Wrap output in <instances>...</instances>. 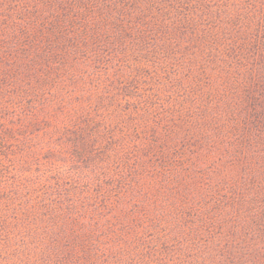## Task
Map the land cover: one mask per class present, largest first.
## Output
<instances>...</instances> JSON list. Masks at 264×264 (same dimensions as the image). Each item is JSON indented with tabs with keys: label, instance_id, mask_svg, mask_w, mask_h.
Listing matches in <instances>:
<instances>
[{
	"label": "trees",
	"instance_id": "trees-1",
	"mask_svg": "<svg viewBox=\"0 0 264 264\" xmlns=\"http://www.w3.org/2000/svg\"><path fill=\"white\" fill-rule=\"evenodd\" d=\"M0 104V264H264V0H0Z\"/></svg>",
	"mask_w": 264,
	"mask_h": 264
},
{
	"label": "rangeland",
	"instance_id": "rangeland-1",
	"mask_svg": "<svg viewBox=\"0 0 264 264\" xmlns=\"http://www.w3.org/2000/svg\"><path fill=\"white\" fill-rule=\"evenodd\" d=\"M6 103H8V101L6 102ZM2 104H0V112L2 111V110H4V109H10L8 112H10V111H14V114H19V112H20V108L18 107V106H16V105H14V106H12V105H10L9 107H7V106H5V108H4V106H2ZM7 107V108H6ZM107 110V111H106ZM115 111V109H101V110H99L98 109V111H99V113L97 112V118L101 121V123L104 125V124H109V122H110V124H112V125H115V121H113L110 117H113L114 115H116V114H114V111ZM119 110V109H118ZM139 110H143V109H139ZM111 111H112V113H111ZM4 112V111H3ZM105 113H107V114H105ZM1 114V113H0ZM12 113H10V115H11ZM69 115V114H68ZM67 115V116H68ZM47 117H48V119H49V122H47L46 123V125L45 126H47V127H50V125H67V119L66 120H63L62 121V119L61 118H59L57 115H50V116H48L47 115ZM106 117H107V119L109 120H107L106 119ZM0 123H1V126H5V125H9V121H8V118H6V116H2V114L0 115ZM0 126V127H1Z\"/></svg>",
	"mask_w": 264,
	"mask_h": 264
}]
</instances>
